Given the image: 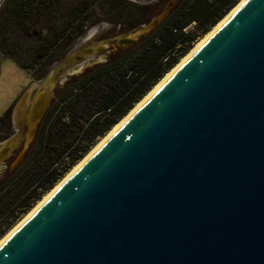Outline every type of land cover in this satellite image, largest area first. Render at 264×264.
<instances>
[{
  "label": "water",
  "instance_id": "95a60500",
  "mask_svg": "<svg viewBox=\"0 0 264 264\" xmlns=\"http://www.w3.org/2000/svg\"><path fill=\"white\" fill-rule=\"evenodd\" d=\"M100 49H78L28 86L14 106L25 148L10 169L58 80ZM0 264H264V0L242 1L3 239Z\"/></svg>",
  "mask_w": 264,
  "mask_h": 264
},
{
  "label": "trees",
  "instance_id": "16d2710c",
  "mask_svg": "<svg viewBox=\"0 0 264 264\" xmlns=\"http://www.w3.org/2000/svg\"><path fill=\"white\" fill-rule=\"evenodd\" d=\"M68 1L61 11L55 6L60 0H6L0 8V47H9L23 70L33 68V77H42L45 65L60 59L63 49L96 20L106 18L119 25L118 33H126L150 18L149 7L130 0ZM238 1L178 0L147 34L59 87L25 157L0 178V234L68 173L93 141L120 121L189 52L194 40ZM93 8L102 17L94 20ZM55 11L65 18L58 19ZM42 29L46 35L41 38Z\"/></svg>",
  "mask_w": 264,
  "mask_h": 264
},
{
  "label": "rangeland",
  "instance_id": "374dc122",
  "mask_svg": "<svg viewBox=\"0 0 264 264\" xmlns=\"http://www.w3.org/2000/svg\"><path fill=\"white\" fill-rule=\"evenodd\" d=\"M5 1L6 0H0V8L2 7V5L4 4ZM130 1H132L134 4H138V5H142V6L149 7V12L147 14V17L148 18L150 17V18L146 22H144L142 24L147 23L154 16L159 15L161 13V11H162V8H163V5L160 6V7H158V6L155 7V4H154V3H156L155 0H130ZM61 5H65V6L66 5H69V1L68 0H60V2L55 5V6H60L59 11L62 10ZM97 9L96 8H93V12H95L94 13V18H93L94 20L98 19L99 17H102V14H100L99 9L98 10ZM55 12H56V16H57L58 19L65 18V16L62 13H60L58 11H55ZM91 18H92V14H91ZM111 19L114 20L113 17H111ZM96 21L97 22L96 23H93L92 25L86 24V25H88V27H86L85 30H83V32L79 36H77L75 39H73L66 46V49H63V51L65 53H64V55L60 59L54 60V61L48 63L47 65H45V73L40 78L39 77L38 78L37 77H33L31 75L30 71H32L33 68H31L29 70L28 69L23 70L22 68H20L19 65L15 62V60L12 59V54L10 52H8L9 47L8 48L5 47L4 49L2 47H0V151L3 149L2 147H3V145H4V143L6 141H8L11 137H14L15 135H17V139L13 142V143H15V145L12 146L9 149V152L6 153L4 156L3 155L0 156V178L3 176L5 170H8L10 172H12L13 170H15V168L21 163V161L25 157V154H26V152L28 150V148L25 150V153H24L23 157L21 158V160L18 162V164H16V166L14 168H11L10 169L9 167H10L11 163L15 160L14 159V156L17 155V154H19L18 152H22V150L24 151V148H25L24 147V140L26 139V134H27L26 126L22 127L19 130L17 128H15V124H14L15 122L14 121H15L16 117L14 116V108H15L14 106H16L17 101L20 99V97L25 92V90L28 88V86H30V85H32L34 83L35 84H39V82L41 80H43L48 74H50L55 67H58L59 63L62 60H64L66 57H68L69 55H71L72 53H74L75 51H77L78 49H81V48L82 49H86L88 47H93L96 44L97 45L100 44L101 45L100 51L94 52L90 57L84 58V59H82V61L79 62V64H81V63L84 62L83 65L80 66V67H84L81 70V72H79L77 74H73V75L70 74V75H68L66 77H63V78H60L58 80V83L53 87V89L51 91L52 98H53L55 91L59 87H61L71 77H73L74 75H79L85 69H87L89 67H92V66H94L96 64H99L97 62L98 61V58L102 57L103 60L101 59V62H103L112 51H116L118 48H124V47H128L129 46V45L128 46H120L121 43H119V41L120 42H123V40L125 38L130 37L132 34H130V35H127V34H129L131 31H128L126 33H118L117 32V29H119V25H116L113 22H110L106 18L105 19H101L99 21L96 20ZM55 22H53V23L55 24ZM141 25H139V26H141ZM194 25L195 24L192 23L188 27V29H192L194 27ZM139 26H137L136 28H138ZM136 28H134V29H136ZM92 30H94V32L89 36L88 33L90 31H92ZM42 31H43L42 32V35H40L41 38L46 35L45 32H44L45 30L42 29ZM204 35L197 37V39L194 40L193 45L191 46V48ZM120 36H123V37H120ZM118 38H119V40H118ZM29 42L30 43H34L35 41L29 40ZM63 118L65 120H68L67 114H65L63 116ZM17 119H18V117H17ZM106 133H104L103 135L97 137L93 141L92 145L88 148V150L84 153V155L79 160H81L100 141V139L102 137H104V135ZM66 173H65V175H66ZM61 179H59L58 182ZM58 182H56L50 189H48L45 193H43L41 195V197L34 202V204H33L32 207H34V205H36L37 202L40 199H42V197L48 191H50ZM28 211H25L23 213L18 214L17 218L14 219L10 223L9 227L5 228L4 231L0 234V238L3 237L18 221H20L23 218V216Z\"/></svg>",
  "mask_w": 264,
  "mask_h": 264
},
{
  "label": "bare ground",
  "instance_id": "6f19581e",
  "mask_svg": "<svg viewBox=\"0 0 264 264\" xmlns=\"http://www.w3.org/2000/svg\"><path fill=\"white\" fill-rule=\"evenodd\" d=\"M244 0H240L220 21L216 23V25L208 31L198 42L194 44V46L189 50L186 55H184L180 61L170 70L168 71L165 76L138 102L134 105V107L131 108V110L120 120L118 121L105 135L100 139V141L80 160L78 161L72 169L66 175L50 190L48 191L41 200L37 202V204L30 210L28 211L23 218L18 221L2 238H0V242L5 239L20 223H22L28 216H30L33 211L56 189V187L64 180L66 179L70 174H72L93 152L94 150L101 145V143L113 132L115 131L121 123L134 111L135 108L140 106L169 76L170 74L180 65L185 59H187L201 44L202 42L208 37V35L238 6L240 3ZM132 34L130 37H127L123 40L121 43L123 46H128L129 42L132 41L135 35L133 33H129L127 35ZM126 36V35H125ZM123 37V36H120ZM119 37V38H120ZM118 38V40H119ZM120 42V41H119Z\"/></svg>",
  "mask_w": 264,
  "mask_h": 264
},
{
  "label": "flooded vegetation",
  "instance_id": "af4514ba",
  "mask_svg": "<svg viewBox=\"0 0 264 264\" xmlns=\"http://www.w3.org/2000/svg\"><path fill=\"white\" fill-rule=\"evenodd\" d=\"M169 0H167L166 2H165V0H155V2L156 3H154L155 4V7H160V6H162L163 5V7L166 5V3L168 2ZM178 1V0H177ZM176 1V2H177ZM132 2V1H131ZM176 2H174V4L176 3ZM146 5V4H145ZM130 46V45H129ZM124 48H126V47H124ZM14 131V130H13ZM19 153V152H18ZM17 157V155H15L14 156V159Z\"/></svg>",
  "mask_w": 264,
  "mask_h": 264
}]
</instances>
